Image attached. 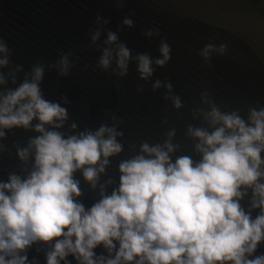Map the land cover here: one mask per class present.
Returning a JSON list of instances; mask_svg holds the SVG:
<instances>
[{
    "label": "clouds",
    "instance_id": "obj_1",
    "mask_svg": "<svg viewBox=\"0 0 264 264\" xmlns=\"http://www.w3.org/2000/svg\"><path fill=\"white\" fill-rule=\"evenodd\" d=\"M126 0H113L121 9ZM110 18L97 13L89 43L99 55L93 66L114 78L116 91L135 65L136 92L147 85L160 92L173 111L184 108L168 78H155L172 59L160 30L156 57L136 52L119 39L135 26L125 15L115 31ZM227 43L208 42L197 50L212 67ZM13 51L0 38V158L17 161L0 175V264H264V104L242 115L219 107L207 89L191 109L197 124L185 127L187 152L169 127L156 142L129 145L124 151L122 120L106 113L95 128L70 121L71 100L46 98V72L68 77L79 67L72 50L58 51L54 62L33 63L28 70L12 63ZM126 91V90H124ZM161 126L168 125L167 116ZM17 131L30 133L23 143H6ZM93 192L84 202V189ZM34 253V254H33Z\"/></svg>",
    "mask_w": 264,
    "mask_h": 264
},
{
    "label": "water",
    "instance_id": "obj_2",
    "mask_svg": "<svg viewBox=\"0 0 264 264\" xmlns=\"http://www.w3.org/2000/svg\"><path fill=\"white\" fill-rule=\"evenodd\" d=\"M97 13L110 18L106 27L113 31L125 15L131 16L135 26L120 32L119 39L130 49L153 57L159 55V38L146 39L143 32L149 27L160 30L171 45L172 59L157 69L154 79L172 82L184 103L179 113L150 85L143 93L136 92L140 81L135 65L119 82L121 92L116 91L111 75L92 67L80 71L85 63L94 67L99 55L94 48L80 51L89 43ZM0 38L13 51L12 63L22 64L25 70L36 62H54L58 51L72 50L80 57L79 67L68 77L46 72L41 87L47 99L69 97V122L75 121L80 129L97 127L110 112L122 120L124 151L107 170L113 177L118 160L131 155L129 145L156 142L169 127L176 128L177 140L190 152L191 141L184 138V131L186 125L198 123L192 120L191 109L199 105L202 90L207 89L222 109H239L242 115L249 106L264 104V0H126L121 9L113 7V0H0ZM208 42L228 45L227 54L213 57L211 68L197 55ZM165 116L168 125L161 126ZM28 135L17 131L8 135L6 143L9 147L14 140L23 143ZM16 164L13 149L11 158H0V175ZM81 185L84 202L91 204L95 194L83 181ZM259 253H264V247Z\"/></svg>",
    "mask_w": 264,
    "mask_h": 264
}]
</instances>
